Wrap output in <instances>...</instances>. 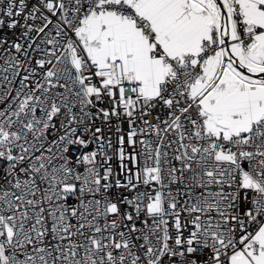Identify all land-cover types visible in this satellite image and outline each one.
Wrapping results in <instances>:
<instances>
[{
  "label": "snow or ice",
  "instance_id": "obj_1",
  "mask_svg": "<svg viewBox=\"0 0 264 264\" xmlns=\"http://www.w3.org/2000/svg\"><path fill=\"white\" fill-rule=\"evenodd\" d=\"M0 264H264V0H0Z\"/></svg>",
  "mask_w": 264,
  "mask_h": 264
}]
</instances>
